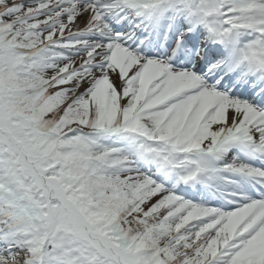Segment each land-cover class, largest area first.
Returning <instances> with one entry per match:
<instances>
[{"label": "snow or ice", "instance_id": "obj_1", "mask_svg": "<svg viewBox=\"0 0 264 264\" xmlns=\"http://www.w3.org/2000/svg\"><path fill=\"white\" fill-rule=\"evenodd\" d=\"M0 264H264V0H0Z\"/></svg>", "mask_w": 264, "mask_h": 264}]
</instances>
